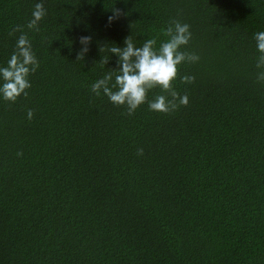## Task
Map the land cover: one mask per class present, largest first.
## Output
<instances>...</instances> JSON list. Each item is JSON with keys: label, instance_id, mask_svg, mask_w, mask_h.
<instances>
[{"label": "trees", "instance_id": "obj_1", "mask_svg": "<svg viewBox=\"0 0 264 264\" xmlns=\"http://www.w3.org/2000/svg\"><path fill=\"white\" fill-rule=\"evenodd\" d=\"M37 2L0 0V66L21 32L38 65L0 99V264H264V0H39L29 29ZM173 21L198 56L170 84L187 104L149 110L157 86L129 115L91 91L111 47Z\"/></svg>", "mask_w": 264, "mask_h": 264}, {"label": "clouds", "instance_id": "obj_2", "mask_svg": "<svg viewBox=\"0 0 264 264\" xmlns=\"http://www.w3.org/2000/svg\"><path fill=\"white\" fill-rule=\"evenodd\" d=\"M44 9L39 2L34 4L31 19L26 27L34 29L37 22L44 16ZM112 17H109L111 20ZM18 29H13L17 31ZM163 34L167 39L161 40L157 46L154 38L145 39L143 44L135 46L132 39L126 36L122 47H111L109 52L116 56L118 67L113 72H106L102 78L91 84V91L95 95L101 92L113 105L126 106L129 115L146 101V93L155 87L162 92H167L171 99L165 95H156L147 101V107L151 111L167 113L174 110L177 105L188 103L186 95H179L171 89L170 84L177 76V65L181 62H195L198 56L181 51V47L187 45L191 37L189 25L173 21L165 29ZM89 37L82 36L79 43L82 45L77 53L80 57L87 52ZM256 50L259 53L256 61L258 69H264V31L254 33ZM37 60L32 52L29 40L21 32L15 42L13 51L4 66H0V99L15 101L16 97L24 94L30 87L27 79L30 72L35 71ZM257 80L264 81V70L257 73ZM191 75L181 76V81L191 83ZM31 119L32 113H26Z\"/></svg>", "mask_w": 264, "mask_h": 264}]
</instances>
